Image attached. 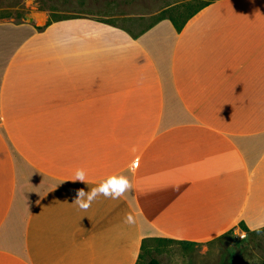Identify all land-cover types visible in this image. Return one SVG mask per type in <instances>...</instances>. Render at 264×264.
I'll use <instances>...</instances> for the list:
<instances>
[{
	"label": "crops",
	"instance_id": "crops-1",
	"mask_svg": "<svg viewBox=\"0 0 264 264\" xmlns=\"http://www.w3.org/2000/svg\"><path fill=\"white\" fill-rule=\"evenodd\" d=\"M49 19H0V264H137L144 237L264 227V0L139 33ZM112 176L122 197L73 204Z\"/></svg>",
	"mask_w": 264,
	"mask_h": 264
},
{
	"label": "rangeland",
	"instance_id": "rangeland-1",
	"mask_svg": "<svg viewBox=\"0 0 264 264\" xmlns=\"http://www.w3.org/2000/svg\"><path fill=\"white\" fill-rule=\"evenodd\" d=\"M211 0H0V19L23 20L30 15L51 17L90 15L139 33L160 17L178 15ZM150 257L161 264H264V227L239 231L195 243H151Z\"/></svg>",
	"mask_w": 264,
	"mask_h": 264
},
{
	"label": "clouds",
	"instance_id": "clouds-1",
	"mask_svg": "<svg viewBox=\"0 0 264 264\" xmlns=\"http://www.w3.org/2000/svg\"><path fill=\"white\" fill-rule=\"evenodd\" d=\"M76 180L87 182L86 173L83 169L75 171L73 181ZM130 187L131 185L126 177L112 176L97 187L91 188L88 192L83 189L78 190L73 204H75L81 211L86 212L97 197L103 196L105 198L116 200L122 197ZM127 221L129 223L132 222V217L130 215L127 217Z\"/></svg>",
	"mask_w": 264,
	"mask_h": 264
},
{
	"label": "trees",
	"instance_id": "trees-1",
	"mask_svg": "<svg viewBox=\"0 0 264 264\" xmlns=\"http://www.w3.org/2000/svg\"><path fill=\"white\" fill-rule=\"evenodd\" d=\"M209 2H205L202 3L194 8H188V5L185 6L186 9L182 10V12H180L178 15H174L171 14L169 16H163L160 17L159 20L163 19V18H169L171 19L174 24L176 25V27L178 29L183 28V26L186 24V22L193 16L195 15L198 11H200L202 8H204ZM66 17H70V16H64V17H51L49 19V23L54 21V20H58V19H62V18H66ZM158 20V21H159ZM156 21V22H158ZM108 22V21H107ZM156 22H154L153 24H155ZM152 24V25H153ZM241 227L246 230L249 231V229L244 225L243 222H240ZM231 231H234V229H232ZM154 241H159L160 243H167V242H173V241H179L173 238H169V237H164V236H150V237H144L142 240V245H141V252L139 254V259L137 261V264H161V261L159 258L157 257H150V259L144 263V259L147 256H150V247H151V243ZM179 242H183V241H179Z\"/></svg>",
	"mask_w": 264,
	"mask_h": 264
},
{
	"label": "built area",
	"instance_id": "built-area-1",
	"mask_svg": "<svg viewBox=\"0 0 264 264\" xmlns=\"http://www.w3.org/2000/svg\"><path fill=\"white\" fill-rule=\"evenodd\" d=\"M239 237H240V238H245V237H246V232H243V231L240 232V233H239Z\"/></svg>",
	"mask_w": 264,
	"mask_h": 264
}]
</instances>
